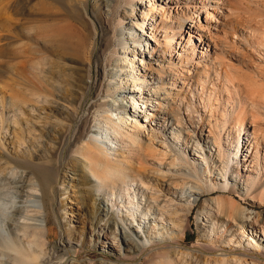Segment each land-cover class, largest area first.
Wrapping results in <instances>:
<instances>
[{
  "label": "bare ground",
  "instance_id": "6f19581e",
  "mask_svg": "<svg viewBox=\"0 0 264 264\" xmlns=\"http://www.w3.org/2000/svg\"><path fill=\"white\" fill-rule=\"evenodd\" d=\"M109 1L112 4L108 8L109 10L98 11L100 18L105 20V26H101L100 29L87 9L84 8L86 16L91 18L92 32L86 35L83 34V31L81 38H78V44L75 45L77 49L69 54L72 61L80 63L82 66H74L72 71L76 73V76L67 80V87L63 85L58 87L53 82L52 77L55 72L62 74L63 69L59 65L58 69L54 68L53 55L55 54L52 49L49 46L48 50L38 47L35 52L37 77L34 95L35 107L48 111L52 115L59 114L63 119L61 122L50 123L51 126L48 124V137L57 139L56 148L50 153V156L42 159L39 158L40 154L35 152L31 159L20 157L8 161V165L13 171L21 170L23 174L19 176L14 173L11 178L4 179V185L0 183V247L11 252L0 251V264L80 263L77 254L74 257L68 254H63L60 257L55 256L59 253L56 248L52 250V254L50 253L47 259L39 260L40 257L49 253L48 248H45L48 245L49 233L47 216L45 215L43 219H32L33 223H21L20 219L23 217L24 209L20 205L25 203L27 189L38 190L40 199L35 200V205L32 207L41 205L42 209L39 213L45 214L47 208L45 197L48 194L55 195L57 193L60 181L64 180L62 174L64 168L70 166L74 170V168L83 166L85 161L99 181L100 191H108V201L106 197L105 203L110 208L104 213L92 214V222H97L98 226L101 224L104 229H109L111 225L115 224L116 230H120V232L122 230L124 233V239L122 237L121 241L126 247L121 253L118 264H130L137 260L142 261L141 264H151L147 259L149 255L157 257L158 261L155 264H196L195 255L192 256L190 252L183 250L182 244L177 241L179 236L176 232L181 227H185V218L190 217L196 210L197 204L204 194L214 195L215 192L220 191L232 195H242L251 201L264 199V174L257 170V167L261 166V160H263L264 167V145L257 137L259 136L257 129H255L252 144H249V139H245L247 133H245V120H243L244 115L249 112L254 118L264 116V88H254V90L244 84L246 87H241L234 80H230L228 78L229 66L220 61L221 52H217V44L213 39L210 41L214 45L215 57L210 55V44L205 41L207 40L206 35L201 33L203 29L200 26H195L199 19L195 16L198 10L205 9L207 15H211L207 0L188 1L182 8L177 6L178 10L181 9V13L176 8L177 16L173 18L175 20L172 19V10H170L168 18L163 17L162 23H158L157 18L152 14L157 9L163 12L164 7L161 5L159 7L150 6L152 0L146 1L149 3V8L143 3L142 9L139 11L137 10L139 0H126L124 13L120 11L123 0ZM221 1L222 3H220ZM253 2L258 11L257 20L254 18V21H246L245 26L243 24L241 40L246 49L255 48L256 53L264 56V0ZM198 3L204 5V9H199ZM213 3L219 9L221 6L226 7L228 3L229 6H232L233 0H213ZM151 21L152 23H149ZM169 21H175L171 23L170 31L166 24L170 23ZM184 32L189 35L190 39L199 38L200 45H195L190 39L186 40L181 37L180 34ZM161 33H163L161 36L164 37L162 40L164 49L159 51L153 45L152 48L151 45L149 47L151 41L154 42V45L159 46L161 43L159 34ZM129 35L131 36L129 37ZM103 36H107V38L103 40ZM177 38L182 41L176 42ZM175 45L179 49L176 54L172 50ZM138 46L141 47L140 52L149 55L148 59L146 55L145 62L143 53L140 54L143 58L141 66L144 72L135 69ZM199 49L202 51H198ZM127 53H130L133 58L129 59ZM196 53L201 55L199 68L204 64L205 57L208 58L210 64H205L203 68L198 69L199 71H191L190 77L186 78L184 75L182 78L183 74L180 73V69L184 70L188 67L192 69L195 66L193 60ZM124 54H126L125 58H123ZM44 61L46 64L43 63ZM152 62L160 69H153ZM99 66L102 69L103 82L97 88L96 75H99ZM45 68L48 69H46L48 71L47 80H44L42 76ZM164 69L166 72L163 74L161 70ZM117 72L123 75L120 82H117ZM258 78L261 81L264 80V73L261 72ZM106 80L108 83H105ZM127 81L132 88L127 85ZM179 83L187 89L190 97L187 96L183 103L187 111L185 116L188 118L177 121L176 117L182 112L181 104L176 108L177 98L170 96V99L167 96L172 95V91L179 86ZM210 84H212L213 90H208L209 96L206 99V87ZM196 86L202 87L201 97H198V100L201 101L204 112L207 113V107H210L211 118H214V108H211L212 99L216 98V105L219 103L217 101H221L222 121H225L227 127L232 128L230 132L224 128L227 143L229 142L228 136L232 135L231 143L228 144L230 154L222 150L221 134L217 130L216 137L210 121L206 122V125L210 126L209 135L208 137L204 135L203 114L201 111H197V107L191 99V97L195 98L193 89ZM221 92L227 95L226 99L221 95ZM117 94L127 95V98L123 96L124 99L120 100L122 109L127 116L131 117L132 123L138 124L136 119L142 122L138 126V132L136 130L134 134H122V125L115 122L109 115V99ZM161 94L166 97L162 98ZM194 115H197L198 121L193 119ZM54 117L56 116H53V119H55ZM90 119L104 120L107 129L112 128L115 131L117 139L119 136L122 139H128L131 154L137 153L136 151L140 154H135L138 155L136 158L140 159L139 164L137 163L138 166H135L136 163L133 165V162L128 165L124 160L115 161L98 142L85 140L83 132L76 134L78 125L83 120L87 124ZM125 120L126 118H122L120 122L124 123ZM260 131L263 130L260 128ZM184 134L187 135V138L183 137ZM143 135L146 138L149 137V144H144ZM196 135L204 139L206 145L213 144L210 138H215V144L219 147L217 158L219 163L212 162L211 165L210 159L203 157L207 167L206 173L197 164V159L193 157L188 159V155H185L187 151L191 156L195 152L202 151L199 138ZM157 136L166 138L169 142L167 140L162 144L157 143L155 141ZM157 146L162 149H157ZM151 151L154 152L152 157L161 161V163L154 162L160 167L163 165L162 160L170 158V164L166 167L170 169L169 172L172 176L169 180L170 183H166L164 188L175 196L171 199L160 197L156 185L148 180L155 174H160L154 169L147 171L142 164L146 159L151 158V155L147 154ZM68 152L74 155L69 162L58 158L60 154L65 155ZM242 155H244V159H242ZM166 161L168 163V160ZM216 168H221L218 174L221 179H216L219 183L209 180L213 177V169ZM176 177L177 180H175ZM184 179H188L190 182H184ZM43 182L45 186H43ZM136 182L139 183L136 184ZM4 188H8L6 193L2 191ZM31 197L34 196L31 195ZM5 200H9V202ZM174 200H178V202ZM218 217L224 218L221 224L217 221ZM203 219H206L207 222L211 221L210 239L215 238L218 231L222 229L228 234L230 244L238 242L241 246L247 242L244 230L249 228L253 240H249L248 245L255 243L254 246L258 251H264V215L255 212L254 209L252 211L239 209L231 200L224 201L221 198H214L210 199V203H206L200 212L199 220L204 224V227H207V222H203ZM2 225L5 227L3 230ZM134 226L139 228L136 230V235L133 233ZM257 227H262L263 231L259 232ZM19 232L29 235V242L40 243L42 248L40 250L35 248L32 251L25 248L18 235ZM141 232H143V236L140 235ZM112 233L115 234L114 238L119 240L117 232L112 229ZM143 237L144 242L141 241ZM61 242L63 243V240ZM107 244L103 245L105 249L111 247ZM76 246L79 247L81 244L78 243ZM76 246L71 240L64 241L66 250L74 251ZM204 248L205 246L198 250L201 251ZM12 253H16L18 256H14ZM251 257L253 260L259 259ZM90 264H93L91 259Z\"/></svg>",
  "mask_w": 264,
  "mask_h": 264
},
{
  "label": "rangeland",
  "instance_id": "374dc122",
  "mask_svg": "<svg viewBox=\"0 0 264 264\" xmlns=\"http://www.w3.org/2000/svg\"><path fill=\"white\" fill-rule=\"evenodd\" d=\"M146 1L147 0H139V2H137L138 11L142 9L143 3L147 6V8H149V3ZM188 1L198 2L200 0H152L150 6L156 5L159 7L161 5L164 7L163 12L157 9L152 15L157 18L158 23H162L163 17L168 18V14L170 13V10H172V19L176 18L177 11L181 13V9L178 10L177 6L182 8ZM253 1L233 0L232 6H229L228 3L226 7L221 6V8L218 9V7L213 3V0H207V4H209V12L211 14L210 16L205 12V9L203 8L204 5L200 3L197 4V7L204 10H198L197 13H195L192 8L191 10L195 13L196 17H199L197 25L195 26H200V28L203 29L201 33L206 35L207 40L205 41H208L207 44H210V55L215 57L214 45L210 41L213 39V41L217 44V52H221L220 61L228 64V78L230 80H234L237 84H240L241 87L244 85H249L250 89H260L262 87L264 88V80L261 81L258 78L261 72L264 73V56L262 54L256 53L255 48L251 49L250 47L246 49V47H244L243 41L241 40V33L244 29L245 22H248V20L254 21V18L257 20L256 18L258 16V11ZM220 3H222V1ZM110 4L111 3L109 0H0L1 184L4 185V179L11 178L14 173L19 176H22L23 174V171L21 170L13 171L11 169V166L8 165L9 159H17L20 157L31 159L35 152L40 154L39 158L45 159L47 156H50V153L56 148V137H48L47 131L49 129V125H52L50 123L61 122L63 117L59 114L52 115V113L43 109H36V104L34 102L36 101L34 99V95L37 86V77L35 71V52L37 48L39 47L43 50H48L47 48L50 47L52 49L53 53L55 54L53 55L54 68L56 67L55 69H58L59 66H61L60 68L63 69L62 74H57V72H55L54 76L52 77L53 82L58 87H62V85L67 87V80L72 76H76V73H73L72 71L74 66H82L80 63L70 59V52H74L77 49V46L75 45L78 44V38H81V33L83 31V34L86 35L92 32L91 18L97 23L99 29L101 26H105V20L104 18H100L98 11L102 10L103 12H106L109 10L108 8ZM84 8L87 9L91 18L86 16ZM125 9L126 0H123L120 6V11L124 13ZM249 17H251L253 20ZM169 22L170 23H166L168 31L171 30V23L175 21ZM149 23H152V21ZM1 25L3 28H1ZM149 33H151L150 30ZM162 34L163 33L159 34L161 41L159 46L154 45V42L151 41L149 47L151 45L152 48L153 45V47L159 51L164 49V44L162 43L164 37H162ZM180 35L186 40L190 39L186 32ZM130 36L131 35H129V37ZM106 38L107 36H103V40ZM190 40L193 41L195 45H200L198 41L199 38H191ZM179 41L182 40L177 38L176 42ZM140 50L141 47L138 46L135 69L143 71L141 61L143 58H145L146 62V55L147 59L149 58V55L148 53L140 52ZM172 50L175 51L176 54L179 49H177L175 45ZM198 51L202 50L199 49ZM142 53L143 58L140 56ZM125 55L126 54H124L123 58H125ZM127 55H129V59L133 58L130 56V53H127ZM200 57V53L195 54L193 60L195 66L192 69L191 67L185 68L184 70L180 69V73L183 74L182 78L184 75L186 78H188L190 77L189 74L191 71L195 72L196 70L203 68L205 64H210L208 58L205 57L203 59L204 64H202V66L199 68L198 64L200 63ZM43 63H45V61ZM151 64L153 69H160V67L154 62ZM46 69L47 68L43 70L42 75L44 80H47L48 78V69ZM98 69L99 75H96L98 81L96 86L97 88L100 86V83L103 82L101 66H99ZM110 69L112 70V68ZM161 71L163 74L166 72L165 69ZM116 74L117 82H120V80L123 79V75L120 72H117ZM106 82L108 83V80H106L105 83ZM126 83L130 88H132V86L128 84V81ZM206 88L205 95L207 99L209 96V91L213 90L212 84H210V86L207 85ZM172 92V95L167 97L170 99L171 97L177 98L175 102L176 108H178V106L181 104L180 107L182 112L181 115L176 117V120L178 121L182 120V118H188L185 116L187 111L183 106L187 96L190 97L187 89L184 88L183 84L179 83V86L175 87ZM201 92L202 87L196 86V88L193 89L195 98L191 97V99L197 107V111L199 110L201 111V114H203V123L205 126L204 135L206 137L209 135L210 126L206 125V122L210 121L211 125H213V132L216 137L217 130H219L221 134L222 150L225 152L227 151L230 154L228 144L231 143L232 135L228 136L229 142L227 143V137L224 133V128H227L228 132L232 131V128L227 127L228 125L225 124V121H222L221 114L223 107L220 106L221 101H217L219 102V105H216V98L214 100L212 99L211 108H214V118H211L209 109L210 107H207V113L204 112L202 110L203 108L201 101L198 100V97H201ZM221 95H223V97L226 99L227 95H224L223 92H221ZM123 96L127 98V95L125 94H117L110 97L109 115L115 120V122L122 125V134H134L138 132V126L142 124V122L139 119H136L138 124H135L134 122L132 123L130 119L131 117L125 114L120 100L124 99ZM161 97L164 98L166 95L161 94ZM53 116H56L54 117L55 119H53ZM57 116L58 118L61 117V119H58ZM193 117L195 121H198L197 115H194ZM122 118H126L124 123L120 122ZM244 118L245 133H247L245 139H249V144H252L253 138L255 136L254 132L255 129H257V135H259L257 137L264 145V116L254 118L251 115V112H249L248 114L244 115ZM175 123L177 122L175 121ZM46 124H49L48 127ZM260 128L263 131H260ZM79 132H83L85 140L98 142V144L104 147L107 154H109L115 161L118 162L119 160H124L128 165L129 163L132 164L133 162V165L136 163L135 166H138L137 163L139 164L140 159L136 158L138 155L135 154H139V152L136 151L137 153L131 154L129 140L127 139V141L125 138L122 139L121 136H119L117 139V134L115 131L112 128L107 129V124L104 120L99 119L95 121L90 119L87 124H85L83 120V122L78 125L76 134ZM183 137L187 138V135L184 134ZM196 137L199 138V145L200 148H202V151H199V153L195 152L192 156L187 151L185 155H188V159H192V157L197 159V164H199L201 169L206 173L207 167L203 161V157L209 158L211 165L212 162H218L217 158L219 147L215 144V138H210L211 142L213 141V144L206 145L204 143V139L200 138L198 135H196ZM142 138L145 145L149 144V137L146 138L145 135H143ZM167 140L168 139L162 137L160 138L159 136H157L155 139L157 143L159 142L161 144ZM167 142H169V140ZM158 148L162 149L157 146V149ZM153 153L154 152L152 151L147 152V154L151 155V158L146 159L147 161L145 160V163L143 162L142 164L147 169V171L154 169L160 174L157 173L148 180H150L153 185H156L157 190L160 193V197H168L171 199V197L175 196H173L168 190L164 188L166 183H170L169 180L172 176V174L169 172L170 169L166 167L170 164V158L166 159L168 160V163L166 160H162L163 165L160 167V165L158 166V164H154V162L161 163V161L153 158ZM73 157V153L68 152L65 155L60 154L58 158H63L66 162H69ZM242 159H244V155H242ZM260 163L261 166L257 167V170L264 174V167L262 164L263 160H261ZM64 169L65 170L62 172L64 180L60 181L57 188V193L55 195L48 194L45 197V203L47 207L45 214L39 213V211L42 209L41 205L32 207L35 205L34 201L40 199V192L38 190L31 191L30 189H27V195L24 198L25 203L20 205L24 209L23 217L20 219L21 223H33L32 219H43L45 215L47 216L49 233L47 238L48 245L45 248H48L49 253L40 257L39 260L42 261L43 259H47L49 254H52V250L56 248L59 253H57L55 256L58 257L63 254H68L69 256L74 257L75 254H77V259L80 261V263L72 262L73 264H90V259L91 263L93 264H118L121 258V253L124 252L126 247V245H124L121 241L122 237L124 239L123 231L121 230V233L120 230H116L117 226L115 224L111 225L109 229H104L101 224L98 226L97 222H92L91 220L92 214L98 215L110 209L108 208L107 203H105L106 197L108 201V191H100L99 181L87 166L86 161L83 166L74 168V170L70 166L65 167ZM220 169L221 168L213 169V177L209 178V180H211L213 183H219L218 180L221 179V177L218 175ZM24 176H26V174H24ZM175 180H177V177ZM184 182L189 183L190 181L188 179H184ZM138 183L139 182H136V184ZM190 185L192 184L190 183ZM43 186H45L44 182ZM7 189L8 188H4L2 191L6 193ZM31 195L34 197H31ZM214 198H221L224 201L231 200L239 209H250L251 211L254 209L255 212H259L261 215H264V199H256L255 201H251L242 195H232L222 193L220 191L215 192L214 195L204 194L197 204L196 210L190 217L185 218V227H181L176 232L179 236L177 241L182 244L183 250L190 252L192 256L195 255L194 257H196V264H264V251H258L254 246L255 243L250 244V246L248 245L249 240H253L249 233L251 230L249 228H245L244 230L247 242L245 244H241V246H239L238 242L230 244L228 234L223 232L222 229L218 231L215 238L210 239L209 236H211L212 225L211 221L209 220V222H207L206 219H203V222H207V227H204V224L200 222L199 218L203 206L206 203H210V199ZM5 201L9 202V200ZM174 201L178 202V200ZM217 221L219 224H221L224 221V218L218 217ZM4 228V225H2V230ZM112 229L119 235V240L114 238L115 234L112 233ZM137 229H139L138 226H134L133 233H135V235ZM257 229L259 232L263 231L262 227H257ZM18 235L21 238L22 245L28 250L32 251L35 248L40 250L42 248L40 243L33 244L29 242V235H26L24 232H19ZM140 235L143 236V232H141ZM62 240L63 243L61 242ZM69 240H71L75 246L78 243H80L81 246H76L74 251L64 249V241L68 242ZM141 241H145L144 237L141 238ZM105 243H108L107 245H111V247L109 249H105L103 247ZM204 246V249L201 251L198 250L200 247ZM0 251L11 253L9 250H3V247H0ZM12 254L14 256H18L16 253ZM251 256L259 259L253 260ZM143 258L145 259L146 257L144 256ZM156 258L157 257L155 255L147 256V259H149L151 264H155L158 261ZM141 263L142 261L137 260L136 262L133 261L130 264Z\"/></svg>",
  "mask_w": 264,
  "mask_h": 264
}]
</instances>
